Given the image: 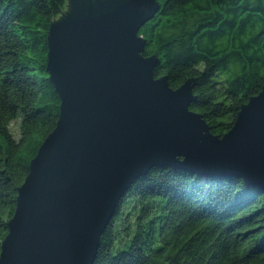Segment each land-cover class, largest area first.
I'll use <instances>...</instances> for the list:
<instances>
[{"label": "water", "instance_id": "95a60500", "mask_svg": "<svg viewBox=\"0 0 264 264\" xmlns=\"http://www.w3.org/2000/svg\"><path fill=\"white\" fill-rule=\"evenodd\" d=\"M158 0H63L50 17L53 130L29 162L1 243L0 264H92L120 198L153 166L237 176L264 187V86L213 134L188 78L154 76L140 27Z\"/></svg>", "mask_w": 264, "mask_h": 264}, {"label": "trees", "instance_id": "16d2710c", "mask_svg": "<svg viewBox=\"0 0 264 264\" xmlns=\"http://www.w3.org/2000/svg\"><path fill=\"white\" fill-rule=\"evenodd\" d=\"M138 34L154 76L194 78L213 134L264 86V0H158ZM63 0H0V249L29 162L59 116L47 34ZM19 120V137L10 123ZM92 264H264V187L153 166L120 198Z\"/></svg>", "mask_w": 264, "mask_h": 264}, {"label": "rangeland", "instance_id": "374dc122", "mask_svg": "<svg viewBox=\"0 0 264 264\" xmlns=\"http://www.w3.org/2000/svg\"><path fill=\"white\" fill-rule=\"evenodd\" d=\"M19 120L18 119H15V120H13L11 123H10V129H11V131L13 132V134H14V136L16 137V138H18L19 137Z\"/></svg>", "mask_w": 264, "mask_h": 264}]
</instances>
